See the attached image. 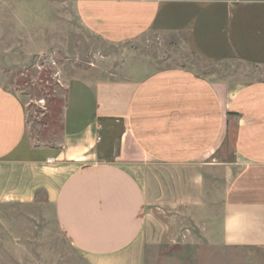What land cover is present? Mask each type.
I'll use <instances>...</instances> for the list:
<instances>
[{"label": "crops", "instance_id": "1", "mask_svg": "<svg viewBox=\"0 0 264 264\" xmlns=\"http://www.w3.org/2000/svg\"><path fill=\"white\" fill-rule=\"evenodd\" d=\"M73 8L109 43L182 35L206 63L264 67V0H73ZM160 166L193 170L180 179L181 196L196 197L200 213L215 208L210 244L264 250V78H211L181 66L74 76L54 146L32 140L22 97L0 85V206L51 205L88 264H146ZM211 174L219 176L213 189Z\"/></svg>", "mask_w": 264, "mask_h": 264}, {"label": "rangeland", "instance_id": "2", "mask_svg": "<svg viewBox=\"0 0 264 264\" xmlns=\"http://www.w3.org/2000/svg\"><path fill=\"white\" fill-rule=\"evenodd\" d=\"M170 66L211 78H264V67L204 62L185 47L182 35L149 33L109 43L82 27L73 0H0V85L22 97L37 144L60 142L72 77H140ZM155 174L160 181L147 208L146 264H264V250L223 249L208 242L205 228L214 223L215 208L205 206L207 213H200L196 197L181 196L187 187L180 179L193 178V170L160 166ZM209 177L213 189L219 176ZM212 200L208 197L216 205ZM0 264L88 263L60 231L52 206L41 201L0 206Z\"/></svg>", "mask_w": 264, "mask_h": 264}]
</instances>
